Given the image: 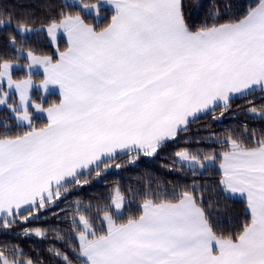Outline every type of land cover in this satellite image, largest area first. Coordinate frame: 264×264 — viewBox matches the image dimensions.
<instances>
[{
  "label": "snow or ice",
  "instance_id": "snow-or-ice-1",
  "mask_svg": "<svg viewBox=\"0 0 264 264\" xmlns=\"http://www.w3.org/2000/svg\"><path fill=\"white\" fill-rule=\"evenodd\" d=\"M106 5L111 18L98 27ZM71 7L94 15L97 25L64 10ZM224 7L227 18L215 6V22L193 31L182 0H101L92 6L65 0L45 30L53 40L63 33L67 49L57 50L55 61L26 54L29 77L33 66L42 65L44 87L57 85L62 96L47 109L35 105L47 114L39 128L28 111L31 79L13 81L14 65L0 62V82L6 78L20 94L19 106L7 104L6 93L0 105L15 114L17 127H27L22 134L8 129L0 135V227L58 207L69 187L87 184L83 176L99 177L118 155L133 162L141 154L153 156L187 133L199 114L227 110L234 98L264 94V0L243 16L233 15L232 4ZM17 31L33 29L21 24ZM9 43L18 42L13 37ZM248 112L264 120V109L253 106ZM249 135L252 147L228 136L221 142L227 150L219 155L175 153L176 163L193 174L220 161L223 192L244 197L250 213L239 231L217 234L197 185L171 198L149 192L138 214L126 219L129 202L116 188L95 212L91 204L75 202L71 225L78 264H264V134ZM25 235L44 237V232L25 229ZM50 251L63 264H73L66 254ZM15 254L22 255L19 249ZM0 264L23 262L0 251Z\"/></svg>",
  "mask_w": 264,
  "mask_h": 264
},
{
  "label": "trees",
  "instance_id": "trees-1",
  "mask_svg": "<svg viewBox=\"0 0 264 264\" xmlns=\"http://www.w3.org/2000/svg\"><path fill=\"white\" fill-rule=\"evenodd\" d=\"M99 0H82L84 4H91ZM65 0H0V62L3 60L28 62L26 55L20 56L16 49L29 50L33 53L58 58V51L67 48V42L61 36L58 48L50 42L46 32L47 25L51 18L56 16L60 6ZM185 19L193 31L197 30L205 22H215V6L220 7V14L225 17V4H232L231 12L235 16H243L250 6H255L259 0H182ZM51 6V11L49 7ZM67 12H80L85 21L97 25V18L94 15L85 14L80 7L64 9ZM101 18L98 27L105 26L111 18L112 10L107 6L101 8ZM223 22V19L220 21ZM43 28L36 29L31 34H21L17 26ZM15 38L18 42L15 46L9 41ZM24 69L15 71L17 77L27 75ZM33 82L45 80L43 72L33 73ZM33 99L42 101L44 107L57 104L60 95L54 91L46 92L35 88ZM46 94V97H42ZM259 92L246 98H234L230 101V107L225 110L223 107L216 108L214 112H206L199 116L189 126L187 133L180 134L175 140L169 141L165 147L159 149L153 156L140 155L134 162L128 156L118 155L106 172L99 177L92 173L91 176H83L88 183L82 186L69 187L67 196H61L56 201L58 207L48 210H41L33 214L28 221L17 219V222L5 229L0 227V251L4 252L10 261L19 260L27 264H63L62 258L53 254L51 250H58L66 254L73 264H78V242L73 238L71 220L75 210V202H82L81 206L92 205L95 212L97 207L109 203L108 197L113 190L119 188L125 196L126 215H137L138 206L142 198L149 192H160L166 198H171L173 193L179 194L184 190H191L193 185L203 189L204 203L202 206L210 214L214 230L217 234H229L239 231L244 223L248 222L250 213L245 199L237 198L226 194L222 190L220 180L222 171L219 168L220 161L207 171H197L195 174L187 168L176 163L175 153L187 149L193 155L203 158L204 154L219 155L227 150L222 146V141L231 136L238 139L247 146H254L250 135L255 131L256 137L264 134V120L259 117L253 118L248 109L255 106L264 109V98ZM249 101H252L249 104ZM15 102V99L12 101ZM36 117V118H35ZM34 126L43 127L48 121L45 116L35 115ZM19 122L14 113L7 106L0 107V135L11 129L8 134H22L27 127H17ZM116 164L120 168H116ZM200 195L199 192L196 193ZM89 218H94L90 213L85 212ZM38 217V219L36 218ZM25 229H40L44 237L26 236ZM19 249L22 255H16L15 250Z\"/></svg>",
  "mask_w": 264,
  "mask_h": 264
},
{
  "label": "rangeland",
  "instance_id": "rangeland-1",
  "mask_svg": "<svg viewBox=\"0 0 264 264\" xmlns=\"http://www.w3.org/2000/svg\"><path fill=\"white\" fill-rule=\"evenodd\" d=\"M79 3H81V4H84L83 2H82V0H79ZM96 3V2H95ZM87 5H95L94 3H91V4H87ZM27 26V25H26ZM45 25H42V26H39V27H34V26H27V27H29V28H31V29H33V31H31V32H28V33H26V34H24V35H27V34H31V33H33L36 29H40V28H43ZM20 26H17V29L19 28ZM61 34L62 33H58V35H57V37H56V39L55 40H53L49 35H48V37H49V40H50V42L53 44L54 42H57V45L55 44H53L54 46H55V48H58V46H59V41H60V38H61ZM28 52H31V51H29V50H24V49H20V56H23V55H26ZM31 53H33V52H31ZM33 55H37V56H39V57H41L40 56V54H36V53H33ZM27 56V55H26ZM13 65H14V67L10 70L11 71V76H12V79H13V81H21V80H26V79H31V81H32V87L29 89V92H28V104H29V108H28V111H29V113H30V115H31V117H32V120H35V115H37V116H45V112H39V111H37L36 110V108H35V105H40L42 108H44V109H46V107H44V105H43V103H42V101L40 102V101H38V100H35V99H33L32 98V96L36 93L35 92V88H37V89H39V90H41V92L42 91H44V92H46L48 89L47 88H45L44 87V85H43V81H39L38 83H34L33 82V73H38V72H42V70H40L39 69V66L38 65H36V66H33V69L31 70V75H30V77H29V69H28V64L30 63V61H29V59H28V62L27 63H25V62H23V61H21V60H16V61H10ZM20 69H24L25 70V72H27L28 74L27 75H25V76H22V77H17L16 75H15V71H17V70H20ZM7 94V104H10V105H12L13 107H17V106H19V104H20V94H19V92L13 87V88H9L8 87V84H7V79L5 78L2 82H0V97H2L3 96V94ZM47 95L45 94H42V97H46ZM13 99H15V102L13 103L12 101H13ZM7 104L6 105H0V107H2V106H7ZM15 115V114H14ZM35 117V118H34ZM6 257V256H5Z\"/></svg>",
  "mask_w": 264,
  "mask_h": 264
},
{
  "label": "crops",
  "instance_id": "crops-1",
  "mask_svg": "<svg viewBox=\"0 0 264 264\" xmlns=\"http://www.w3.org/2000/svg\"><path fill=\"white\" fill-rule=\"evenodd\" d=\"M100 2H101V0H99L98 2H96V3H94L95 5H99L100 4ZM89 6H92V5H89ZM109 9H111V7L110 6H108V5H106ZM100 16H101V12H100ZM61 36H63L64 38H65V40H66V42H67V37L62 33L61 34ZM54 45L56 44L57 45V42H54L53 43ZM67 47H68V44H67ZM67 49V48H66ZM66 49H64V50H62L61 52H63V51H65ZM35 56H37V55H35ZM41 57H44V56H46V55H40ZM37 57H39V56H37ZM58 59V58H57ZM55 61V60H54ZM39 66V69L40 70H42V72H43V74H44V77H45V73H44V69H43V66L42 65H38ZM46 78V77H45ZM47 89L48 90H51V91H54V92H56V93H58L59 95H60V100L62 99V96H61V93H60V89H59V87L57 86V85H48V87H47ZM60 102V101H59ZM58 102V103H59ZM57 103V104H58ZM49 107H51V106H49ZM48 108V107H47ZM46 108V109H47ZM202 114H204V113H201V114H199V116L200 115H202ZM45 117H47V114H46V112H45ZM233 197H237V198H241V199H245L244 197H242V196H240L239 194H236L235 196H233ZM246 200V199H245Z\"/></svg>",
  "mask_w": 264,
  "mask_h": 264
}]
</instances>
